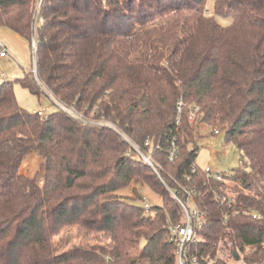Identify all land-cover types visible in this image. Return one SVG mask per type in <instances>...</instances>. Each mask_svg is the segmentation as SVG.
Returning <instances> with one entry per match:
<instances>
[{"label": "trees", "instance_id": "16d2710c", "mask_svg": "<svg viewBox=\"0 0 264 264\" xmlns=\"http://www.w3.org/2000/svg\"><path fill=\"white\" fill-rule=\"evenodd\" d=\"M206 2L43 0L40 80L56 99L104 116L138 145L149 140L161 167L158 174L129 155L128 141L108 126L22 108L15 81L43 94L31 72L3 80L0 264H178L170 225L185 220L173 196L183 188L199 193L206 218L195 255L264 263V0H213L215 15L232 18L228 26L207 15ZM35 4L0 0V28L30 41ZM204 126L241 152L240 166L224 175L232 184L209 180L196 163ZM33 152L44 160L42 184L20 172ZM132 185L162 198L154 216L136 205V187L137 199L117 195ZM75 226L92 244L61 251L55 238Z\"/></svg>", "mask_w": 264, "mask_h": 264}, {"label": "rangeland", "instance_id": "374dc122", "mask_svg": "<svg viewBox=\"0 0 264 264\" xmlns=\"http://www.w3.org/2000/svg\"><path fill=\"white\" fill-rule=\"evenodd\" d=\"M206 5L208 16H215L223 26L231 24V17L215 15L213 0H207ZM9 33L15 38L9 44L5 41V34H0V39L6 45L8 51L10 46L12 48V53L2 62L0 77L14 81L23 78L28 72L32 73V48L30 41L16 35V33ZM32 75L34 77L33 73ZM46 90L49 91L48 89ZM14 91L19 105L29 112H37L42 107L46 108L48 113L56 110L51 98L46 93H43L39 98L16 81L14 82ZM201 134L202 137L198 143L199 150L196 156V163L202 168L209 166L215 173L231 175L240 166L241 152L239 149L233 143L226 141L224 133L215 134V129L213 128L204 126ZM134 157L140 159L137 155ZM20 172L31 178L35 177L42 184L44 182V160L38 153L33 152L24 159ZM135 187L141 199H137L138 195L134 194L133 189ZM117 195L126 200L130 198L137 199L135 201L136 205L143 208L147 203L150 206V210H145V212L151 216H154L156 213L155 207L162 206V198L147 186L132 185L129 188L118 191ZM55 241L60 246L61 251L71 249L76 245H87L93 242L91 238H86L82 230L77 226L64 230L55 238Z\"/></svg>", "mask_w": 264, "mask_h": 264}, {"label": "built area", "instance_id": "2783aa9c", "mask_svg": "<svg viewBox=\"0 0 264 264\" xmlns=\"http://www.w3.org/2000/svg\"><path fill=\"white\" fill-rule=\"evenodd\" d=\"M42 6L43 0H36L35 8H34V16H33V24H32V37L30 40V45L32 48V73L34 74V79L38 83L41 88L42 93H46L52 100V103L55 105L56 109L61 110L68 115L74 117L75 119L96 125L108 126L115 131H118L129 143L128 154L129 155H137L143 160L146 164H148L153 170L159 174V169L161 167L160 163L154 158L153 153L148 151L146 148L151 145V142L148 140L145 142L144 146L138 145L134 142L131 138L125 135L121 130L118 128L116 124L112 121L106 119L104 116L96 117L94 111L90 113V115L85 114L77 110L75 107L70 106L66 103L61 102L60 100L56 99L48 89L44 83L40 80L39 72H38V31L39 27L43 24L44 18L42 17ZM8 49L6 45L0 40V67L2 66V62L5 58L8 57ZM184 107V103L182 100H179L177 109L179 112V116L176 120V124L179 125L181 123L180 115L182 113V108ZM198 111L196 107L190 115V122H192L195 118V113ZM42 119H44L48 111L46 108L42 107L36 112ZM215 134H219V130H215ZM159 147V146H158ZM178 154V147L174 140L171 141V147L169 149L168 157L170 160H174ZM207 178L211 181L216 183H223V184H232V179L225 177L222 174H218L213 172V170L207 166L203 168ZM195 172V169L193 170ZM182 192L183 195L179 193L173 192V196L179 202L184 210V222L182 224H172L170 225L171 237L172 240L175 241L177 249L176 255L178 258V264H213V260L199 257L195 255L191 247L198 242V231L203 227L206 218L205 214L201 211L200 207L196 202V196L199 194L197 191L183 188ZM216 200L224 203L227 201V197L220 194L218 191L213 190ZM235 200H231L233 203ZM144 209L146 211L150 210V206L146 203L144 205ZM228 217V216H227ZM226 217V218H227ZM254 217H256L254 215ZM206 261V262H205ZM224 264V263H221ZM230 264H252L246 262L243 259H234L230 262ZM264 264V263H263Z\"/></svg>", "mask_w": 264, "mask_h": 264}, {"label": "crops", "instance_id": "0c3cea01", "mask_svg": "<svg viewBox=\"0 0 264 264\" xmlns=\"http://www.w3.org/2000/svg\"><path fill=\"white\" fill-rule=\"evenodd\" d=\"M9 32H12L11 30H9V29H6V28H0V34H5V41H6V43L7 44H9V42L10 41H14L15 40V38L13 37V36H11V34L9 33ZM14 33V32H13ZM17 35V34H16ZM8 38H10V39H8ZM1 40V39H0ZM10 46V45H9ZM12 48H11V46L9 47V54H11L12 52ZM9 54H8V56H9ZM8 58V57H7ZM7 58H5L4 60H6ZM3 60V61H4ZM0 69H1V67H0ZM3 80H6V78L4 79V77L2 78V77H0V82H2ZM9 80V79H8Z\"/></svg>", "mask_w": 264, "mask_h": 264}]
</instances>
